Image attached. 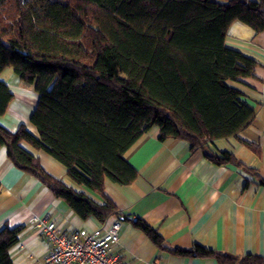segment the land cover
<instances>
[{"label": "trees", "instance_id": "obj_1", "mask_svg": "<svg viewBox=\"0 0 264 264\" xmlns=\"http://www.w3.org/2000/svg\"><path fill=\"white\" fill-rule=\"evenodd\" d=\"M235 20L263 31L264 0H0V73L10 66L38 95L29 115L35 131L23 122L14 131L0 124V147L79 218L98 223L117 210L104 181L126 185L137 177L124 153L154 128L159 140L183 139L209 161L233 163L264 185L232 151L209 149L255 116L234 83L258 63L225 43ZM12 97L0 78V115ZM25 145L62 164L80 189L48 173ZM128 220L177 255L264 264L256 254L238 258L201 244L167 248L156 227ZM20 230L0 228V264L11 263L8 250Z\"/></svg>", "mask_w": 264, "mask_h": 264}, {"label": "crops", "instance_id": "obj_2", "mask_svg": "<svg viewBox=\"0 0 264 264\" xmlns=\"http://www.w3.org/2000/svg\"><path fill=\"white\" fill-rule=\"evenodd\" d=\"M225 43L258 63L251 76L234 83L245 92L244 99L254 107L255 116L237 136L215 140L209 149L232 151L237 160L264 177V30L255 31L235 20ZM1 79L13 97L6 113L0 115V124L14 131L23 122L35 131L29 115L36 106L37 93L14 72ZM157 134L156 128L144 133L124 153L138 171L132 182L117 185L104 181V191L117 210L103 223L79 218L40 180L17 168L0 147V228L21 226L18 240L8 250L10 264H42L49 251V242L34 216L53 221L62 232L84 229L98 235L119 220V242L113 251L129 264H222L212 256L177 255L158 247L128 220L136 217L156 227L167 248L201 244L238 258L246 254L264 258V185L233 163L209 161L203 148L192 150L179 138L159 140ZM244 140L257 143L258 150ZM25 146L48 173L80 189L66 177L62 164L42 150Z\"/></svg>", "mask_w": 264, "mask_h": 264}, {"label": "built area", "instance_id": "obj_3", "mask_svg": "<svg viewBox=\"0 0 264 264\" xmlns=\"http://www.w3.org/2000/svg\"><path fill=\"white\" fill-rule=\"evenodd\" d=\"M32 219L49 242V251L42 264H129L113 251L119 242V220L109 223L98 235L84 229L62 232L45 217L34 216Z\"/></svg>", "mask_w": 264, "mask_h": 264}, {"label": "rangeland", "instance_id": "obj_4", "mask_svg": "<svg viewBox=\"0 0 264 264\" xmlns=\"http://www.w3.org/2000/svg\"><path fill=\"white\" fill-rule=\"evenodd\" d=\"M8 72H13L10 66H6L0 73V78L6 77Z\"/></svg>", "mask_w": 264, "mask_h": 264}]
</instances>
